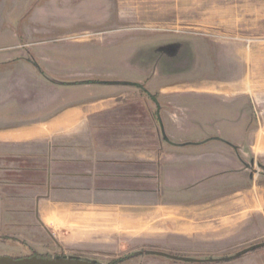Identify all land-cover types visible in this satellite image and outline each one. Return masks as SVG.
<instances>
[{"label":"rangeland","instance_id":"rangeland-1","mask_svg":"<svg viewBox=\"0 0 264 264\" xmlns=\"http://www.w3.org/2000/svg\"><path fill=\"white\" fill-rule=\"evenodd\" d=\"M36 7L45 10L38 15L45 21L34 26L6 20L0 11V23L5 20L9 32L0 33V63L9 62L0 65V127L35 119L34 110L43 102H54L49 113L82 102L96 107L104 98L110 103L147 98L157 102V86L221 81L202 89L220 93V99L233 106L236 115L232 124L225 122L223 133L233 135V124H245L237 156L247 180L217 192L215 200L180 208L192 210L188 216L166 215L163 210L171 207L157 208L147 196L137 197L133 206L73 203L66 211L75 215L121 216L97 222L92 227L97 231L82 243L73 242L74 231L49 226V234L41 230L42 236L28 238L34 245L30 247L19 234L23 229L10 225V232L0 233V256H74L98 264H136L129 257L136 249L157 245L190 251L193 234L207 228L215 232V241L227 242L223 245L232 249L255 240L263 243L264 0H32L23 18H30ZM212 49L223 55L232 51L237 61L236 70L229 71L232 76L215 65ZM227 83L236 89L229 90ZM198 98L214 103L209 97ZM197 110L199 121L223 115L204 105ZM197 124L202 129L203 124ZM208 137L196 134L194 141ZM199 210L207 216H197Z\"/></svg>","mask_w":264,"mask_h":264},{"label":"crops","instance_id":"crops-1","mask_svg":"<svg viewBox=\"0 0 264 264\" xmlns=\"http://www.w3.org/2000/svg\"><path fill=\"white\" fill-rule=\"evenodd\" d=\"M31 1L0 0V11L6 20L34 26L45 21L38 17L45 10L36 7L30 18L24 19ZM4 32H8L5 20L0 23V33ZM212 56L218 68L233 75L229 71L236 70L237 61L232 51L223 55L212 49ZM3 63L6 66L9 62L0 65ZM218 82L157 86L158 103L151 98L110 103L104 98L94 103L96 107L89 108V102H82L49 113L54 102H43L34 110L35 119L0 127V233L10 232V225L21 227L19 234L31 247L34 245L27 242L29 237L42 236L41 230L49 234V226H63L77 235L73 242L82 243L97 231L92 228L97 222L103 224L121 215H75L66 211L73 203L133 206L137 197L147 196L145 200L154 202L157 208L171 207L163 210L166 215L184 212L188 216L192 210L180 208L215 200L217 192L232 189L238 180L245 185L246 173L237 156L245 124L241 120L233 124V135L223 133L225 122L232 124L230 119L236 115L233 106L221 100L220 93L202 89ZM227 88L236 89V85L227 83ZM200 96L212 98L214 103L199 101ZM200 105L223 115L218 120L199 121L196 113ZM212 122L217 123L214 128L209 126ZM197 123L203 124L202 129ZM196 134L209 137L194 141ZM190 137L192 140L185 139ZM197 213L207 216L204 210ZM216 239L215 232L207 228L193 234V250L151 245L136 249L129 257L136 264H264V248L234 260L207 261L233 257L259 243L255 240L232 249Z\"/></svg>","mask_w":264,"mask_h":264},{"label":"water","instance_id":"water-1","mask_svg":"<svg viewBox=\"0 0 264 264\" xmlns=\"http://www.w3.org/2000/svg\"><path fill=\"white\" fill-rule=\"evenodd\" d=\"M260 245H264V243ZM156 254L170 257L176 260L177 259L186 260L185 258H179V257L171 256L168 254H162V253H156ZM231 258L233 257H226L222 259H210L207 261H218V260L225 261ZM0 264H98V263L97 261H93V260L85 259L81 257H74V256L68 257V258L59 257V258H54V259L32 256V257H23V258L15 259L10 256L3 255V256H0Z\"/></svg>","mask_w":264,"mask_h":264},{"label":"trees","instance_id":"trees-1","mask_svg":"<svg viewBox=\"0 0 264 264\" xmlns=\"http://www.w3.org/2000/svg\"><path fill=\"white\" fill-rule=\"evenodd\" d=\"M260 244H262V243H256V244L250 245L249 247L243 249L237 255H234L233 258H231L229 260H234V259H237V258H240V257L244 256L245 254H249V253H252V252H255V251H258V250L263 249L264 248V245H260ZM32 256H34V255H30V256H27V257H32ZM173 256H176V255H173ZM36 257L49 258V257L43 256V255H39V256H36ZM14 258L15 259H19V258H23V257H14Z\"/></svg>","mask_w":264,"mask_h":264}]
</instances>
